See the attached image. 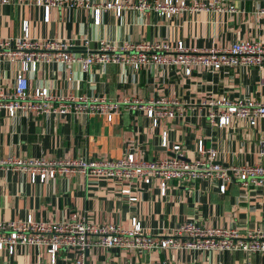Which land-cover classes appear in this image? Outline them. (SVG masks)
Wrapping results in <instances>:
<instances>
[{
    "label": "crops",
    "instance_id": "0c3cea01",
    "mask_svg": "<svg viewBox=\"0 0 264 264\" xmlns=\"http://www.w3.org/2000/svg\"><path fill=\"white\" fill-rule=\"evenodd\" d=\"M99 1V0H96ZM136 0H129L134 2ZM214 11L183 12L161 18L154 12L126 9L120 16L113 11L101 15L99 25L87 8L51 7L44 21L36 0L0 3V39L15 40L23 35L38 40L60 39L75 44L85 53L99 41L118 46L124 42L181 40L188 47L224 48L251 39L264 40V0H217ZM229 5L235 11H228ZM83 40H88L85 49ZM20 63L0 59V91L11 92ZM29 89L47 88L54 96H102L117 106L108 120L105 114L85 116L37 115L25 112L9 117L0 110V158L118 159L127 151L139 158L155 159L174 154L179 144L187 160L196 158V144L217 150L216 162L223 167L264 163L258 140L264 139V118L254 126L233 117L228 125L208 122L209 99L264 102V67L235 66L209 70L200 66L185 75L181 66L148 64L134 71L116 63L93 64L88 72L76 63H39L27 71ZM163 98L172 102L174 117H162L156 126L144 110L131 108L124 99L147 102ZM177 102V104H173ZM166 132L167 146L161 145ZM129 188V201L121 190ZM85 214L97 224L113 223L128 227L140 221L146 232L166 235L178 223L193 219L205 226L233 227L244 235L247 230L264 228V188L241 186L232 179L223 193L213 181L175 180L160 193L159 181L88 180L81 174L56 176L44 182L30 180L20 169L0 167V220H20L31 215L36 220L60 221L70 214ZM77 253L61 251L54 264H74ZM0 264H52L42 247L18 245L13 254L0 250ZM86 264H264V252H219L168 248L163 251L90 248Z\"/></svg>",
    "mask_w": 264,
    "mask_h": 264
},
{
    "label": "built area",
    "instance_id": "2783aa9c",
    "mask_svg": "<svg viewBox=\"0 0 264 264\" xmlns=\"http://www.w3.org/2000/svg\"><path fill=\"white\" fill-rule=\"evenodd\" d=\"M11 0H0L8 3ZM42 6L44 21L49 19L51 7L87 8L93 14V23L99 25L105 11H113L120 16L126 9L139 13L154 12L161 18H170L183 12L214 11L217 0H36ZM228 11H235L229 5ZM264 14V8H260ZM24 33L15 40L0 39V59L8 57L20 63L11 92L0 91V110L9 117L17 113H35L37 115H68L71 113L91 116L105 114L108 120L117 106L102 96H59L56 97L47 88L29 89L27 71H35L39 63L61 62L76 63L81 70L88 72L93 64L116 63L137 71L148 64L161 67L181 66L185 75H189L196 66L212 71L235 66L264 67V40H241L224 48L188 47L181 40L124 42L115 46L107 41H99L93 51L85 53L74 49L75 44L60 39L38 40L28 36L27 23L23 24ZM85 49L89 41L83 40ZM131 108L144 110L152 119L153 126L162 117H174L172 102L163 98L148 100L124 99ZM177 104V102H173ZM202 105L208 106V122L218 126L228 125L231 118L246 119L254 126L258 119L264 118V102L252 100H229L226 97L209 99ZM166 132L162 133L161 145L167 146ZM173 155L144 159L127 151L118 159L76 158H32L21 159L15 156L0 158L1 168L20 169L29 173L30 180L44 182L56 176L81 174L88 180H140L149 184L153 179L159 181L160 193H165L169 182L175 180H207L215 182L223 193L226 184L232 179L241 186L254 185L264 188V163L256 162L244 165L223 167L216 162L217 150L206 147L203 140L196 144V158L187 160L180 152L181 146H172ZM258 153L264 160V139L258 140ZM130 189L124 188L122 194L129 201L136 197L129 195ZM18 245L42 247L54 264L61 251L72 250L77 253L74 264H86L87 251L90 248H108L120 250H165L168 248L242 252L245 255L264 252V228L255 227L244 235L237 228L205 226L193 219H187L166 235L146 232L140 221L132 219L130 226L122 227L113 223L97 224L89 221L85 214H70L60 221L36 220L27 215L20 220H0V250L13 254Z\"/></svg>",
    "mask_w": 264,
    "mask_h": 264
},
{
    "label": "water",
    "instance_id": "95a60500",
    "mask_svg": "<svg viewBox=\"0 0 264 264\" xmlns=\"http://www.w3.org/2000/svg\"><path fill=\"white\" fill-rule=\"evenodd\" d=\"M173 155V154H172Z\"/></svg>",
    "mask_w": 264,
    "mask_h": 264
}]
</instances>
